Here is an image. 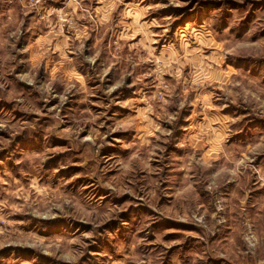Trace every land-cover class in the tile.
Instances as JSON below:
<instances>
[{"label":"rangeland","instance_id":"obj_1","mask_svg":"<svg viewBox=\"0 0 264 264\" xmlns=\"http://www.w3.org/2000/svg\"><path fill=\"white\" fill-rule=\"evenodd\" d=\"M0 264H264V0H0Z\"/></svg>","mask_w":264,"mask_h":264}]
</instances>
